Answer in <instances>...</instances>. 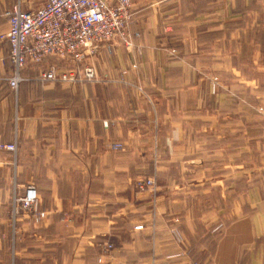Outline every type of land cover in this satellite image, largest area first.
<instances>
[{"label":"crops","instance_id":"1","mask_svg":"<svg viewBox=\"0 0 264 264\" xmlns=\"http://www.w3.org/2000/svg\"><path fill=\"white\" fill-rule=\"evenodd\" d=\"M17 2L0 0V146L18 148H0V264H264V0H132L135 46L84 61L99 81L43 83L70 69L49 58L15 93ZM30 186L41 222L12 214Z\"/></svg>","mask_w":264,"mask_h":264},{"label":"built area","instance_id":"2","mask_svg":"<svg viewBox=\"0 0 264 264\" xmlns=\"http://www.w3.org/2000/svg\"><path fill=\"white\" fill-rule=\"evenodd\" d=\"M131 7L132 0H44L40 8L31 11H24L19 3L14 5L9 14V30L1 37L10 45L9 57L13 64V71L6 78L7 84L16 93L25 79L23 71L28 66L42 65L49 58H56L70 69L61 70L57 65H48L40 75L43 83L99 81L96 69L84 61L103 44L121 41L128 48L135 46L130 31ZM0 65H5L2 58ZM0 148L15 154L18 151L17 144L1 145ZM116 149L121 150L122 147L117 146ZM140 188H148L156 194V179H145ZM21 210L30 211L37 222L47 216L38 208V195L33 186L28 187L24 194H19L15 188L12 198L15 220ZM177 223L178 220L175 221ZM171 234L177 244L184 243L178 227H173ZM111 248V245H106L105 249Z\"/></svg>","mask_w":264,"mask_h":264},{"label":"rangeland","instance_id":"3","mask_svg":"<svg viewBox=\"0 0 264 264\" xmlns=\"http://www.w3.org/2000/svg\"><path fill=\"white\" fill-rule=\"evenodd\" d=\"M163 1V0H162ZM169 1V0H168ZM21 4V6H22V9H29V8H35L36 6H38V7H40L41 5H42V3L41 2H35L34 0L32 1V0H30L29 2H27L26 4L24 3V1L23 0H18V2H17V4ZM24 10V11H25ZM131 34H133L132 32H131ZM132 39H133V42H134V45H135V35L133 34V36H132ZM119 43H123V42H121V41H118ZM124 44V43H123ZM217 85H218V81H217V79H215L214 80V91H216V89H217ZM142 90V89H141ZM153 178V177H152ZM148 179V178H147ZM144 181V180H143ZM143 181H141V182H143ZM144 189H148V188H144ZM150 190V189H149ZM22 211H25V210H21V212H20V214H19V216L21 215V213H22ZM18 216V217H19ZM17 217V218H18ZM17 218H16V220H17ZM179 229V228H178ZM180 231V230H179ZM200 251H202L203 249H199ZM203 253H204V251H202ZM197 262H199V264H201L200 262H202L201 260H197Z\"/></svg>","mask_w":264,"mask_h":264}]
</instances>
